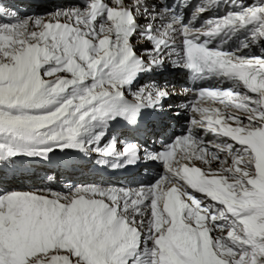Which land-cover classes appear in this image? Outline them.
Returning <instances> with one entry per match:
<instances>
[{
    "label": "snow or ice",
    "instance_id": "snow-or-ice-1",
    "mask_svg": "<svg viewBox=\"0 0 264 264\" xmlns=\"http://www.w3.org/2000/svg\"><path fill=\"white\" fill-rule=\"evenodd\" d=\"M14 7L0 0V163L71 151L158 168L134 184L0 188V264H264V0ZM169 66L192 86L152 75ZM178 96L186 124L159 148L118 133L147 134Z\"/></svg>",
    "mask_w": 264,
    "mask_h": 264
},
{
    "label": "rangeland",
    "instance_id": "rangeland-1",
    "mask_svg": "<svg viewBox=\"0 0 264 264\" xmlns=\"http://www.w3.org/2000/svg\"><path fill=\"white\" fill-rule=\"evenodd\" d=\"M248 3H251L252 2V0H248L247 1ZM54 8H45V9H43V10H41V11H38L37 13H43V12H47V11H52ZM87 184H91V183H87ZM72 186H74V185H72ZM40 189H43V188H41V187H39ZM21 190H26V191H28V190H30V191H36L37 189H30V188H21ZM68 190V189H67ZM67 190H64V191H61V190H53V191H60V192H66Z\"/></svg>",
    "mask_w": 264,
    "mask_h": 264
},
{
    "label": "bare ground",
    "instance_id": "bare-ground-1",
    "mask_svg": "<svg viewBox=\"0 0 264 264\" xmlns=\"http://www.w3.org/2000/svg\"><path fill=\"white\" fill-rule=\"evenodd\" d=\"M66 5V4H65ZM64 5V6H65ZM59 156L60 155H63V153H59L58 154ZM62 163L63 164H65L66 166H68L69 165V163H70V161H68V163H64V161H62ZM2 181V183H3V185L5 186V180H1ZM20 184V182H10V183H8L7 185H12L13 187H19L18 185ZM15 189H19V188H15ZM28 191H30V190H28Z\"/></svg>",
    "mask_w": 264,
    "mask_h": 264
}]
</instances>
